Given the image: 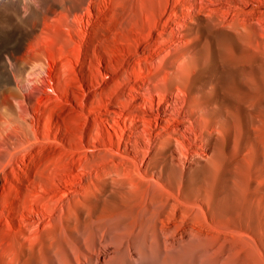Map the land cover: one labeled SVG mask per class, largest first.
<instances>
[{"label": "rangeland", "instance_id": "rangeland-1", "mask_svg": "<svg viewBox=\"0 0 264 264\" xmlns=\"http://www.w3.org/2000/svg\"><path fill=\"white\" fill-rule=\"evenodd\" d=\"M0 264H264V0H0Z\"/></svg>", "mask_w": 264, "mask_h": 264}]
</instances>
